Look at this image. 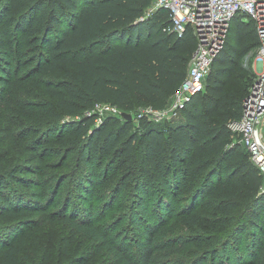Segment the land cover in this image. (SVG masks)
I'll list each match as a JSON object with an SVG mask.
<instances>
[{
	"label": "trees",
	"instance_id": "obj_1",
	"mask_svg": "<svg viewBox=\"0 0 264 264\" xmlns=\"http://www.w3.org/2000/svg\"><path fill=\"white\" fill-rule=\"evenodd\" d=\"M150 4L151 0H0V96L18 98L21 89L14 95L13 90L29 78L53 100L40 110V130H61L66 154L77 150L76 167L86 171V182L73 174L77 188L91 193L94 156L102 164L101 175L117 173L108 199L123 189L134 196L127 218L137 264H183L175 252L188 240L185 233L169 243L159 238L176 196L183 205L173 219L186 230H196L191 238L208 254L202 262L264 264V230L259 234L264 228L262 175L231 126L240 119L251 84V72L243 70L241 58L257 43L254 24L238 17L233 41L225 39L203 90L191 96L181 115L159 122L140 118L135 125L138 106L161 108L168 103L196 45L189 26L180 34L164 29L170 24L164 7L146 14ZM16 66H25V71L14 79ZM95 103L115 106L132 118L108 112L96 123ZM19 106V114L32 116L33 107ZM63 113L77 119L62 125ZM8 166L3 153L0 215L37 204L14 196L11 187L6 190ZM93 212L89 206L80 213L76 228L125 264H136L125 243L109 238L108 229L84 222ZM24 242V234L0 233V264H20ZM77 264H85V259Z\"/></svg>",
	"mask_w": 264,
	"mask_h": 264
},
{
	"label": "rangeland",
	"instance_id": "obj_2",
	"mask_svg": "<svg viewBox=\"0 0 264 264\" xmlns=\"http://www.w3.org/2000/svg\"><path fill=\"white\" fill-rule=\"evenodd\" d=\"M236 21L238 17L229 21L225 37L227 42L233 41ZM253 56L254 47H251L241 58L243 70L251 71ZM23 71L25 66L14 67L11 78H16ZM22 85L13 90L14 95L21 89L18 98L12 97V94H9V97L5 95V98L0 96V155L7 153L10 167L8 171L11 174V185L6 184V190L11 187L9 191L14 196L29 197L31 201H37V204L35 207L28 206L20 211L11 210L1 214L0 233L25 235L20 264H77L83 259L85 264H125L107 251L99 240L76 228V221L81 219L80 213L83 214L91 206L94 211L92 218L89 221L85 219L84 222L97 225L101 231L108 229L109 238L122 245L125 243L129 257L137 264L132 236L134 232L127 218L128 208L132 204L130 200L134 196L129 190L123 189L108 199L117 173L101 175L102 164L98 163L95 156L91 163L95 169L91 193L77 188L78 182L73 181V174L79 175V178L86 182V171L76 167L77 150L66 154V141L60 139L61 130H40L44 123L40 120V110L48 105V101L53 100L42 92L40 85L31 82L29 78L23 80ZM20 103H23L24 107H33L32 116L19 114ZM144 107L146 105L138 106L133 115L136 116ZM105 113L108 112H103V115ZM179 115L180 111L176 116ZM75 118L77 119V116L63 113L62 125H66L67 121L76 120ZM106 159L107 157H104L103 161ZM23 163L28 165V168H23ZM59 177L63 179L60 180ZM151 202L152 199L150 205ZM170 203L172 212L163 224L166 226L165 233L159 238L166 239L169 243L178 233H185L188 240L177 248L175 257L183 264H208V260L202 262V257L208 254L203 253L201 245L191 238V234L196 230H186L173 219L175 211L183 205L182 202L176 196ZM72 210L74 214L70 216L69 211L71 213ZM262 219L264 220V217ZM261 230L264 228L260 229L259 234L262 233Z\"/></svg>",
	"mask_w": 264,
	"mask_h": 264
},
{
	"label": "built area",
	"instance_id": "obj_3",
	"mask_svg": "<svg viewBox=\"0 0 264 264\" xmlns=\"http://www.w3.org/2000/svg\"><path fill=\"white\" fill-rule=\"evenodd\" d=\"M157 7H164L170 17V24L164 29L180 34L189 26L196 45L184 78L167 105L161 108L147 105L136 114L135 124L140 118L159 122L176 116L193 94L203 90L211 62L224 45L229 21L234 17L252 20L257 43L250 63L251 84L242 102L240 119L231 126L239 132V142L262 175L259 190L264 193V0H151L146 14ZM93 107L96 123L103 112L121 116L119 109L107 103H95Z\"/></svg>",
	"mask_w": 264,
	"mask_h": 264
},
{
	"label": "water",
	"instance_id": "obj_4",
	"mask_svg": "<svg viewBox=\"0 0 264 264\" xmlns=\"http://www.w3.org/2000/svg\"><path fill=\"white\" fill-rule=\"evenodd\" d=\"M120 115H121V117H123L124 119H128V120H130V119L132 118L131 113L126 112V111H121V112H120Z\"/></svg>",
	"mask_w": 264,
	"mask_h": 264
}]
</instances>
